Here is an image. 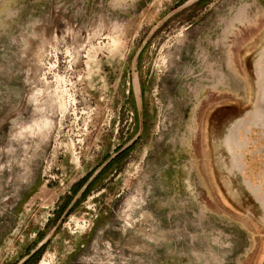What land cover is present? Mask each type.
<instances>
[{
    "label": "rangeland",
    "instance_id": "obj_1",
    "mask_svg": "<svg viewBox=\"0 0 264 264\" xmlns=\"http://www.w3.org/2000/svg\"><path fill=\"white\" fill-rule=\"evenodd\" d=\"M263 50L264 0H0V264H264Z\"/></svg>",
    "mask_w": 264,
    "mask_h": 264
},
{
    "label": "bare ground",
    "instance_id": "obj_2",
    "mask_svg": "<svg viewBox=\"0 0 264 264\" xmlns=\"http://www.w3.org/2000/svg\"><path fill=\"white\" fill-rule=\"evenodd\" d=\"M262 51V50H261ZM264 51V50H263ZM264 53V52H263ZM258 56V55H257ZM260 59H261V56H260ZM264 63V62H263ZM264 67V66H263ZM262 89V88H261ZM260 91V90H259ZM262 91V90H261ZM261 96V95H260ZM259 101V100H258ZM259 103L257 102V105H258ZM261 106H262V103H261ZM261 108V107H260ZM255 115V114H254ZM253 115V116H254ZM247 116V115H246ZM248 121V120H247ZM241 126V125H240ZM233 127V126H232ZM235 133V132H234ZM237 134H238V132H237ZM221 135V134H220ZM229 135V134H228ZM226 138V137H225ZM227 139V138H226ZM238 139V138H237ZM236 140V139H235ZM227 141V140H226ZM231 141H232V138L230 137V139H229V142H230V147L233 149V143H231ZM233 142V141H232ZM234 147H236V148H239V147H241L243 144L242 143H238V144H236V143H234ZM229 147V148H230ZM230 151V150H229ZM235 156V155H234ZM235 159V158H234ZM236 161V160H235ZM233 167V166H232ZM238 168V167H237Z\"/></svg>",
    "mask_w": 264,
    "mask_h": 264
},
{
    "label": "trees",
    "instance_id": "obj_3",
    "mask_svg": "<svg viewBox=\"0 0 264 264\" xmlns=\"http://www.w3.org/2000/svg\"><path fill=\"white\" fill-rule=\"evenodd\" d=\"M35 257V255L31 256L28 260H26L23 264H30L33 260V258Z\"/></svg>",
    "mask_w": 264,
    "mask_h": 264
}]
</instances>
